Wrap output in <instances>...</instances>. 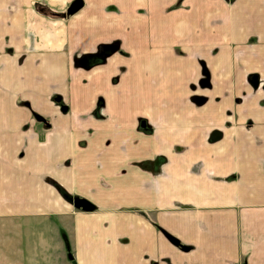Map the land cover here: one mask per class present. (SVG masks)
<instances>
[{
    "label": "crops",
    "instance_id": "1",
    "mask_svg": "<svg viewBox=\"0 0 264 264\" xmlns=\"http://www.w3.org/2000/svg\"><path fill=\"white\" fill-rule=\"evenodd\" d=\"M72 1L0 0V264H264V0Z\"/></svg>",
    "mask_w": 264,
    "mask_h": 264
},
{
    "label": "trees",
    "instance_id": "2",
    "mask_svg": "<svg viewBox=\"0 0 264 264\" xmlns=\"http://www.w3.org/2000/svg\"><path fill=\"white\" fill-rule=\"evenodd\" d=\"M74 1H81V0H73L72 2H74ZM36 7H37L38 11H40V12H42L48 16H51V17H58L59 16L57 12H54L45 6L37 5ZM117 48H118V46L116 43L101 44L98 46L97 51L95 53L82 54L80 56H77L75 58V61H74L75 65L81 66V67H86L88 62L90 64L91 63H93V64L102 63L108 55L117 51ZM33 115L35 116L36 114H33ZM83 201L87 204V206H89L87 208V210H91L94 208L91 204H89L85 200H83ZM174 242L176 244H178L179 246H182L180 243H178V241L174 240ZM182 247H184V246H182Z\"/></svg>",
    "mask_w": 264,
    "mask_h": 264
},
{
    "label": "water",
    "instance_id": "3",
    "mask_svg": "<svg viewBox=\"0 0 264 264\" xmlns=\"http://www.w3.org/2000/svg\"><path fill=\"white\" fill-rule=\"evenodd\" d=\"M82 5V2L81 1H74L72 2L71 4H69V6L67 7L66 11L63 12V13H58L59 16L61 17H65V16H68V15H71L73 13H75ZM204 75L207 77V72L205 71ZM249 82L250 84L253 86V88H256L259 84V79H258V76L257 75H250L249 76ZM263 89H264V86H263ZM198 99V98H197ZM201 101H203V98H200ZM35 118H37L38 120L40 121H43L44 119L38 115H35ZM73 203L74 205L77 207V208H88L89 206H87V204L81 200V199H77V198H73Z\"/></svg>",
    "mask_w": 264,
    "mask_h": 264
},
{
    "label": "rangeland",
    "instance_id": "4",
    "mask_svg": "<svg viewBox=\"0 0 264 264\" xmlns=\"http://www.w3.org/2000/svg\"><path fill=\"white\" fill-rule=\"evenodd\" d=\"M81 2H82V0H81ZM65 11H66V10H65ZM65 11H64V12H65ZM61 13H63V12H61ZM68 16H69V15H68Z\"/></svg>",
    "mask_w": 264,
    "mask_h": 264
}]
</instances>
